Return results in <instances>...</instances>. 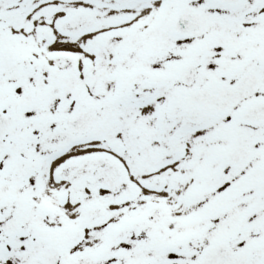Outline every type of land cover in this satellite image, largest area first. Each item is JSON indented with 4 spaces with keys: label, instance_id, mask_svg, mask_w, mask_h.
Returning <instances> with one entry per match:
<instances>
[{
    "label": "snow or ice",
    "instance_id": "1",
    "mask_svg": "<svg viewBox=\"0 0 264 264\" xmlns=\"http://www.w3.org/2000/svg\"><path fill=\"white\" fill-rule=\"evenodd\" d=\"M0 264H264V0H0Z\"/></svg>",
    "mask_w": 264,
    "mask_h": 264
}]
</instances>
